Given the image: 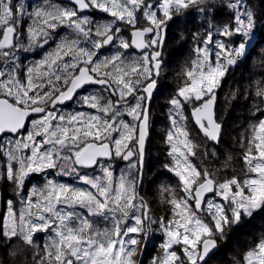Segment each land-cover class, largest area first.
I'll return each mask as SVG.
<instances>
[{"label":"snow or ice","instance_id":"6c2138e0","mask_svg":"<svg viewBox=\"0 0 264 264\" xmlns=\"http://www.w3.org/2000/svg\"><path fill=\"white\" fill-rule=\"evenodd\" d=\"M257 218L264 0H0V264H264Z\"/></svg>","mask_w":264,"mask_h":264},{"label":"trees","instance_id":"16d2710c","mask_svg":"<svg viewBox=\"0 0 264 264\" xmlns=\"http://www.w3.org/2000/svg\"><path fill=\"white\" fill-rule=\"evenodd\" d=\"M170 46H174V45H170ZM173 67H175V65H173ZM250 68L254 71H257V72L261 70L260 65H259V57L253 58V63H252V65H250ZM247 75H248V73L245 72L244 76L247 77ZM173 76H174V73H173V75H169L168 79H169V83L174 85L175 81L173 79ZM237 79L238 80L240 79V70L239 69L237 70ZM236 87H239V85H236ZM228 90H229V88L226 87L225 92H227ZM238 115H242V114L238 113ZM240 123H243V121L241 120ZM158 156H159L158 151H153V164L154 165L156 164V158ZM157 167H153L152 171L149 173V176H148L149 180H152L154 178L155 173L157 171ZM151 191L153 192V194H155V185H153ZM253 223L254 222L252 221L250 224H248L244 228H242L240 230V232L238 233L240 244H243L246 239H251L252 236H255L253 234V230H254ZM248 234H251V235H248ZM232 247H233V249H235L237 247V244L235 242H233ZM230 256H231V253H229V258H230Z\"/></svg>","mask_w":264,"mask_h":264},{"label":"flooded vegetation","instance_id":"af4514ba","mask_svg":"<svg viewBox=\"0 0 264 264\" xmlns=\"http://www.w3.org/2000/svg\"><path fill=\"white\" fill-rule=\"evenodd\" d=\"M27 62V61H26ZM145 187L147 188V184L145 185ZM253 225H254V230H253V234L256 236L258 235V231L259 229H264V218H257L255 220H253Z\"/></svg>","mask_w":264,"mask_h":264},{"label":"rangeland","instance_id":"374dc122","mask_svg":"<svg viewBox=\"0 0 264 264\" xmlns=\"http://www.w3.org/2000/svg\"><path fill=\"white\" fill-rule=\"evenodd\" d=\"M261 219V218H260Z\"/></svg>","mask_w":264,"mask_h":264}]
</instances>
